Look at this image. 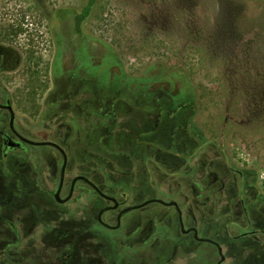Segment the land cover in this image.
<instances>
[{
  "label": "rangeland",
  "instance_id": "374dc122",
  "mask_svg": "<svg viewBox=\"0 0 264 264\" xmlns=\"http://www.w3.org/2000/svg\"><path fill=\"white\" fill-rule=\"evenodd\" d=\"M87 3L0 0L17 127L66 147L68 180L84 174L123 206L177 200L223 264H264V0H95L79 35ZM26 149L38 158L14 152L0 167V264H217V246L179 236L173 206L107 229L101 195L57 203L45 191L63 156ZM124 233L146 247L110 241Z\"/></svg>",
  "mask_w": 264,
  "mask_h": 264
},
{
  "label": "flooded vegetation",
  "instance_id": "af4514ba",
  "mask_svg": "<svg viewBox=\"0 0 264 264\" xmlns=\"http://www.w3.org/2000/svg\"><path fill=\"white\" fill-rule=\"evenodd\" d=\"M5 64H6V61H5L4 56H0V167H2L5 172L6 171L8 172L9 169L7 167V159L10 156H12V154L14 152H22L23 154H25V156H28V155L31 156L32 159L33 158H35V159L38 158V153H36V154L35 153H31L30 154L29 151L26 149L27 146H37L38 144H34V143H31V142H28V141L24 140L22 137H26V138H28L30 140H34V141H39V140L33 139L28 134L23 132L22 129L20 130V128H18L17 125H16L17 124V112H16L17 105H16V103H15V101L13 99V95L11 94L10 88H9V86L6 83V78H7L6 74L8 73V68L5 67ZM12 112L14 113V117L12 116ZM12 120H13V123H12ZM51 141H54V140H51ZM54 142L59 144L66 151V153L68 152V150L66 149V147L62 143L57 142V141H54ZM50 146L56 148L61 153V155L63 156V161H64V155H63L62 151L59 148H57L56 146H53V145H50ZM67 156H68V163H69V154H67ZM68 163H67V167H66V171H65V175H64V178H63V183H62V187H61V190L59 192V195L57 196V192H58V189L60 187L61 180H62V166H61V170H60L59 181H58V184H57L56 188L53 189V190L45 191V192H47L46 193L47 195H50L57 203H60V204H64V203L69 202L74 197V194H75V192H76V190L78 188L81 189V191L79 192L78 197H81L86 189H88L89 192L93 191V192L101 195L98 191H96L84 179L79 178L73 184V180H74L75 177L80 176V175L86 176L84 174L78 173L77 175L73 176V178L71 180H68V177H67ZM62 165H63V162H62ZM86 177H88V176H86ZM88 178H90V177H88ZM90 179L92 181H94L92 178H90ZM80 182H83L84 184L80 185L79 184ZM71 191H72L71 197L68 200H66V201H61L62 199H65L70 194ZM105 193H107V192H105ZM107 194L110 195V196H113V195H111L109 193H107ZM102 197H104V196H102ZM113 197H116V196H113ZM105 199L108 200V202H109L105 206L110 205V204H114V202L112 200H109L107 198H105ZM117 200L119 202V205L115 209L120 208L119 212L123 208H125L127 206H130V205H133V204H130V205H127V206H123V201H120L118 198H117ZM166 201H168V200H166ZM178 204L180 206L179 202H178ZM105 206H103V207H105ZM167 206H173L176 209V207L174 205H167ZM140 208H142V207H140ZM140 208H137V209H140ZM180 208H181V206H180ZM115 209L107 210L106 212H104V214H106L109 211L115 210ZM100 210H99V212H100ZM133 210H136V209H133ZM181 210H182V208H181ZM99 212H98V214H99ZM119 212H118V214H119ZM128 212H130V211H128ZM128 212H126V213H128ZM177 213H178V220H179V224H180V229L182 231V234H179V236H184V237L185 236H188V237L191 236L194 242H196V243L197 242H201V240L197 239L194 236V232L193 231L183 232V230L181 228V223H180V217H179L178 210H177ZM104 214L102 216L103 220L106 223H108L104 219ZM118 214H117V216H118ZM125 214L122 216V219L125 216ZM182 217H183V222H184L183 211H182ZM97 219H98V215H97ZM122 219H121V224H122ZM98 221L100 222V224L103 227H105L107 229H113V228H109V227L105 226L99 219H98ZM116 223H117V218H116ZM109 224H111V223H109ZM121 224H120V226H121ZM184 226H185V223H184ZM190 227H196V226H193V225H190L188 227L185 226V228H190ZM118 228H116V229H118ZM196 228L198 229V227H196ZM198 232H199V229H198ZM139 236L141 238H139ZM172 236H174V235H172ZM129 237H131L133 241L139 242V244H141L142 246L146 247V235L144 236V234L141 235L139 233H133V234L132 233H124V234H120L117 237H115L114 235H111L110 236V241H112L113 244H116V245L117 244H124L125 240L128 239ZM149 240H150V238L147 239V241H149ZM180 240H182V239H180ZM205 242H208V241H205ZM209 243H211V242H209ZM133 244L134 243H132V245ZM211 244L215 245L214 243H211ZM197 245H198V243H197ZM130 250L132 252H136L137 251L136 249H130ZM222 250H223V246H222ZM218 251H219V249H218ZM125 255H126L125 252L119 253L117 262L121 260L120 258L125 257ZM131 255L132 254H128L129 257H131ZM219 255H220V253H219ZM225 259H226V257H225ZM225 259H224V261H225ZM224 261L222 262V264L224 263ZM127 263H128V261H127ZM142 263L146 264L145 260H143ZM217 263H218V261H217Z\"/></svg>",
  "mask_w": 264,
  "mask_h": 264
},
{
  "label": "water",
  "instance_id": "95a60500",
  "mask_svg": "<svg viewBox=\"0 0 264 264\" xmlns=\"http://www.w3.org/2000/svg\"><path fill=\"white\" fill-rule=\"evenodd\" d=\"M12 116L14 117V113L12 112ZM12 123H13V120H12ZM24 140L28 141V142H31V143H34V144H38V145H53V146H56L57 148H59L63 155H64V161H63V165H62V180H61V183H60V187L58 189V192H57V196L59 195V192L61 190V187H62V183H63V178H64V175H65V171H66V167H67V163H68V156H67V153L66 151L59 145L57 144L56 142L54 141H51V140H39V141H34V140H30L26 137H22ZM84 179L87 183H89L96 191H98L102 196H104L105 198L109 199V200H112L114 202V204H110V205H107L105 207H103L99 214H98V219L107 227L109 228H113V229H116L120 226L121 224V219H122V216L128 212V211H131L133 209H137V208H140V207H143L145 205H148L150 203H153V202H158V203H162V204H165V205H174L176 207V209L178 210L179 212V217H180V223H181V228L183 230V232H189V231H193L194 232V236L201 240V241H208V242H211V243H214L218 249H219V253H220V259L218 260V263L217 264H222V262L224 261L225 259V254L222 250V246L221 244L210 238V237H204V236H200L199 235V232H198V229L196 227H190V228H185L184 226V222H183V217H182V210L178 204V202L176 200H170V201H166L164 199H161V198H149L147 200H144L143 202H140V203H136V204H133V205H130V206H127L125 208H123L118 216H117V223L116 224H109V223H106L104 220H103V214L104 212H106L107 210H110V209H115L118 207L119 205V202L117 200L116 197H113V196H110L108 195L107 193H105L94 181H92L90 178L86 177V176H83V175H80V176H77L74 178L73 180V184L74 182L77 180V179ZM72 195V191L70 192V194L65 198V199H62L61 201H66L68 200Z\"/></svg>",
  "mask_w": 264,
  "mask_h": 264
},
{
  "label": "trees",
  "instance_id": "16d2710c",
  "mask_svg": "<svg viewBox=\"0 0 264 264\" xmlns=\"http://www.w3.org/2000/svg\"><path fill=\"white\" fill-rule=\"evenodd\" d=\"M95 0H88V3L80 12H75L73 14L74 18V32L76 34L82 35V24L83 21L90 15L93 8Z\"/></svg>",
  "mask_w": 264,
  "mask_h": 264
},
{
  "label": "built area",
  "instance_id": "2783aa9c",
  "mask_svg": "<svg viewBox=\"0 0 264 264\" xmlns=\"http://www.w3.org/2000/svg\"><path fill=\"white\" fill-rule=\"evenodd\" d=\"M260 179L262 180V182L264 183V171L263 172H261V174H260Z\"/></svg>",
  "mask_w": 264,
  "mask_h": 264
}]
</instances>
